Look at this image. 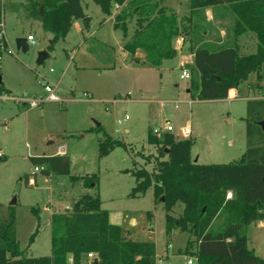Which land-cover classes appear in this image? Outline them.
Wrapping results in <instances>:
<instances>
[{
  "label": "rangeland",
  "instance_id": "1",
  "mask_svg": "<svg viewBox=\"0 0 264 264\" xmlns=\"http://www.w3.org/2000/svg\"><path fill=\"white\" fill-rule=\"evenodd\" d=\"M180 1L178 9L183 14L190 0ZM82 3L90 17L89 29L84 28L83 19L76 20L68 35L49 51L53 33L44 29L38 15L40 0H0V27L8 43L1 61L3 86L12 95L32 97L44 91L41 77L45 76L58 84L61 99L32 108L0 100V148L5 154L0 159V214L7 215L9 207L15 209L17 238L26 256L50 255L52 215L71 212L65 210L67 205L73 207L83 194L98 191L73 182L71 176L97 174L102 208L109 211L113 223L131 230L136 240L155 242L157 264H188L189 259L198 264L186 253L188 232L175 230L171 237L167 235L166 210L163 202H155L153 188L138 197L130 196L136 184L133 171L157 167L158 150L147 138L149 129L161 125L162 102L172 111L177 131L191 122L194 161L226 164L239 160L247 149L246 102L193 99L186 92L190 80L180 78V69L160 78L157 71L151 73L150 66L137 63L132 53L123 50L134 34V20L125 32L115 28L113 16L106 15L94 0ZM30 34L35 44L30 43L27 51L19 49L16 39ZM42 51L51 56L38 66ZM257 81L251 79V86L261 87ZM184 99L192 100L191 105ZM154 100L157 102H151ZM174 100L181 101L178 109ZM126 114L129 119L119 125ZM100 124L113 138L127 142L132 151L118 146L101 156L104 132L88 131ZM61 147L70 161L69 174L33 173L35 166L42 165L37 159L59 155ZM181 210L177 206L173 214ZM39 218V233L30 243ZM221 223V218L216 219L212 231H219ZM247 235L249 247L259 244L257 254L264 257V229L248 226Z\"/></svg>",
  "mask_w": 264,
  "mask_h": 264
},
{
  "label": "trees",
  "instance_id": "2",
  "mask_svg": "<svg viewBox=\"0 0 264 264\" xmlns=\"http://www.w3.org/2000/svg\"><path fill=\"white\" fill-rule=\"evenodd\" d=\"M106 15L114 16L115 28L128 29L135 21L132 37L124 50L135 54L145 53V61L160 66L164 60L174 59L178 50L173 40L194 35L200 27L194 15L203 14L208 7H223L231 14L232 24L221 45L195 41L189 94L200 100H220L228 97L232 88H239L257 75L261 86L264 80V0H190L191 12L182 18L157 0H94ZM38 15L44 29L53 33L48 50L65 38L74 22L84 20L89 29L90 17L82 0H40ZM207 30V27L204 26ZM1 32V28H0ZM252 33L257 40L255 52H241L240 38ZM8 43L0 37V71L3 53ZM261 88V87H260ZM7 92L0 84V93ZM264 98L247 101V149L242 157L224 164H200L192 158V138H178L174 133L162 136L148 131V143L158 150L157 167L148 171L136 168V184L130 192L138 197L153 188L155 202H163L166 210V232L175 230L190 234L186 253L195 257L198 264H264V257L249 248L247 228L264 220ZM89 131L104 132L100 142V155L105 156L118 146L132 151L120 138H113L103 125ZM3 157H0L2 159ZM65 156L40 157L46 164V176L70 173V161ZM86 188L95 193L83 194L67 214H53L51 218V254L39 257L26 256L17 238L16 211L9 207L8 214H0V264H83L90 252L97 253L94 264H157L156 244L151 240L139 241L126 227L113 223L109 211L102 208L99 193V176L74 175ZM232 196L228 197L229 192ZM182 206L181 211L173 212ZM38 214V209L33 208ZM222 219L221 229L212 231V225ZM41 221L30 237L32 243L39 233Z\"/></svg>",
  "mask_w": 264,
  "mask_h": 264
},
{
  "label": "crops",
  "instance_id": "3",
  "mask_svg": "<svg viewBox=\"0 0 264 264\" xmlns=\"http://www.w3.org/2000/svg\"><path fill=\"white\" fill-rule=\"evenodd\" d=\"M157 1H159V3L162 6L166 7L167 9L174 10L178 14L179 18H182L186 15H189L191 12V5H189L188 10L185 11L183 14L179 12L178 5H179V3H181L180 0H157ZM121 8H122L121 6H117L114 9L113 14L111 15V16H113V19H114V16L120 11ZM203 16H204L205 20L201 19L199 14L194 15L195 22L199 23V26H200L196 30L194 35L192 34V31L190 32V30L189 31L187 30L185 35L178 36L173 40V45L178 50V55L174 59L164 60L160 66L155 67V66H152L145 61V53L143 50H140V49L135 54H132L133 58L136 59L137 63H142L144 67L150 66V67H147L148 68L147 70H149L151 73L154 71H157L160 78H162L165 73H171L175 69H180L182 71V69L184 67H186V65L193 64L194 52L192 50V45L195 41L198 40L199 44H201V43L210 44L211 43L213 45H221L225 42V40L227 38V36H226L227 30L231 27V24H232V16L230 13L225 11V9L223 7H215V8L214 7H208L205 9ZM203 25L207 27V30L204 29ZM250 41H251V43H253V45L251 44L249 46ZM239 43L241 45V52H243V53H252V52L256 51L257 40L255 38V35L252 33H249L247 35H243L240 38ZM123 50H124V48H123ZM125 52L128 54L130 53L127 51H125ZM177 59H178V61H177ZM256 78H257L256 74H253V75H251L249 80L246 81L245 83H243L239 88H232L229 91L227 98H229L230 100L244 101V102H246V105H247V101L250 99H262V98H264V80L261 81V88L260 87L254 88L250 84V80L251 79L256 80ZM189 83H190V81L187 84V89H186L187 93H189ZM6 91L8 92V89H6ZM35 93H37L36 95L45 94V90L42 92H35ZM128 95H130V94H128ZM184 101L188 102L190 100L187 101L184 99ZM151 102H157V101L154 100ZM48 103H50V102L44 103L42 106L45 107L46 104H48ZM162 103L163 104L161 105V109H160L161 123L163 122V120L166 116H169L171 121H172V118H171V116H172L171 112L172 111L168 112L167 109L165 108L164 102H162ZM226 119H228L230 122L232 121L231 118H226ZM186 123L191 124L190 121H187ZM92 127H95V126H92ZM88 131H89V129H88ZM125 132H129L128 127H125ZM59 155L63 156L62 154H59ZM3 157H5V154ZM231 196H232V192L230 191L228 194V197H231ZM133 223H135V222L133 221ZM249 226H254L256 230L262 231L264 229V220L254 222V223L250 224ZM247 237H248V245H249V236L247 235ZM258 245L259 244H257V246H254L253 248H250V247L249 248L253 249L257 253V251L260 247Z\"/></svg>",
  "mask_w": 264,
  "mask_h": 264
},
{
  "label": "built area",
  "instance_id": "4",
  "mask_svg": "<svg viewBox=\"0 0 264 264\" xmlns=\"http://www.w3.org/2000/svg\"><path fill=\"white\" fill-rule=\"evenodd\" d=\"M1 32H0V37L6 39V35L4 32V28L1 26ZM28 43L30 44H35V37L33 35H29L28 38ZM53 71V70H51ZM180 77L182 79H188L190 80L191 78V71L189 68L184 67L181 71V75ZM42 82H43V86H44V90H45V94L43 95H34L32 97H28L27 95H22V96H16V95H12L9 92H4V93H0V100H13L16 103L32 108V107H40L42 106L44 103L47 102H60L61 99L57 93V89H58V84L56 82H52L49 79H47V77L43 76L41 77ZM85 97L88 96L87 93L84 94ZM173 105L176 109H178L180 107V100H174ZM188 103L191 105L192 100L188 101ZM129 119V116L126 114L124 119H119L118 120V124L121 125L123 123V121H126ZM152 132L153 134L157 135V136H162L165 132H171L174 133L176 137L178 138H191L192 137V127L190 123H186L183 126H180L179 131H177L176 126L174 125V123L171 121L169 116H166L163 120V122L161 123V125L156 126L154 128H152ZM60 154L64 155L65 154V148L61 147L60 148ZM4 153L3 151L0 149V157H3ZM46 169V165L42 164L40 166H35L33 173L36 174L39 171H44ZM29 181L32 184H35V180L33 177L29 178ZM73 207L67 205L65 210H72ZM47 210L52 211V208L48 207ZM98 257L97 253L95 252H90L88 254V259L90 260L92 263L94 259H96ZM196 259V258H195ZM70 262L73 264V259H70ZM83 264H88L87 262H83ZM188 264H193L192 260L189 259L188 260Z\"/></svg>",
  "mask_w": 264,
  "mask_h": 264
},
{
  "label": "water",
  "instance_id": "5",
  "mask_svg": "<svg viewBox=\"0 0 264 264\" xmlns=\"http://www.w3.org/2000/svg\"><path fill=\"white\" fill-rule=\"evenodd\" d=\"M16 43H17V47L20 49H22L23 51H27L29 49V43H28V40L27 38H24V37H21V38H17L16 39ZM50 53L49 51H42L39 53V56L36 60V63L38 66H41V65H45V61L46 59L50 58ZM2 83V76H1V73H0V84ZM262 124V127H263V130H264V122H261ZM65 161H67V159H65ZM15 203V200L14 202Z\"/></svg>",
  "mask_w": 264,
  "mask_h": 264
}]
</instances>
